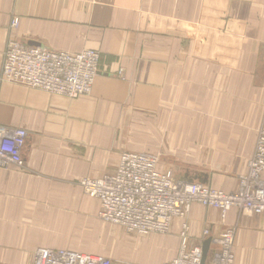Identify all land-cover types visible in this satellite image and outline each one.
Returning a JSON list of instances; mask_svg holds the SVG:
<instances>
[{
	"label": "crops",
	"instance_id": "0c3cea01",
	"mask_svg": "<svg viewBox=\"0 0 264 264\" xmlns=\"http://www.w3.org/2000/svg\"><path fill=\"white\" fill-rule=\"evenodd\" d=\"M8 37L100 61L74 99L0 80V125L27 132L23 167H0V264H32L41 247L101 254L76 239L99 226L78 181L112 173L123 150L237 188L264 124V0H0V69ZM187 221V246L234 226V263L264 264V214L193 203Z\"/></svg>",
	"mask_w": 264,
	"mask_h": 264
},
{
	"label": "built area",
	"instance_id": "2783aa9c",
	"mask_svg": "<svg viewBox=\"0 0 264 264\" xmlns=\"http://www.w3.org/2000/svg\"><path fill=\"white\" fill-rule=\"evenodd\" d=\"M12 17L10 27H16ZM99 52H77L30 46L8 37L3 52L0 80L41 90L68 99L88 95L97 74ZM24 128L0 125V167H23ZM264 124L257 132L247 160V171L233 191L212 188L199 182L174 177L158 167V157L136 151H123L112 173L101 177H82L83 193L99 201L100 220L138 234L166 233L174 219L180 222V245L176 255L154 264H235V227L224 228L215 236L202 230L201 241L187 246L188 213L193 203L220 210L222 218L230 209L238 213L264 214ZM210 245L202 261L203 240ZM213 246V249L210 246ZM32 264H112L104 255L72 249L37 248Z\"/></svg>",
	"mask_w": 264,
	"mask_h": 264
},
{
	"label": "rangeland",
	"instance_id": "374dc122",
	"mask_svg": "<svg viewBox=\"0 0 264 264\" xmlns=\"http://www.w3.org/2000/svg\"><path fill=\"white\" fill-rule=\"evenodd\" d=\"M117 76L124 78V74L120 70L117 72ZM173 175L175 177V173ZM98 222L97 234L93 233L87 240L84 235L78 234L76 239L79 240V237L83 236L82 242H80L81 240L78 242L82 245L93 246L94 251H98L109 258L112 264L158 263L165 258L172 257L179 249V244L173 245L176 238L169 231L166 233L138 234L127 232L116 225L100 220V218ZM164 254L168 255L164 256Z\"/></svg>",
	"mask_w": 264,
	"mask_h": 264
},
{
	"label": "water",
	"instance_id": "95a60500",
	"mask_svg": "<svg viewBox=\"0 0 264 264\" xmlns=\"http://www.w3.org/2000/svg\"><path fill=\"white\" fill-rule=\"evenodd\" d=\"M123 151H130V150H123ZM184 172L185 173L182 175L181 180L187 181V182H194L195 179H198L199 183H201V184L206 183V176L207 175L205 173L198 172V173H193L192 175H189V171H184ZM209 245H210V237H207L203 240V242L201 244L202 254H203L202 261H204V259L206 257V254H207L208 249H209Z\"/></svg>",
	"mask_w": 264,
	"mask_h": 264
}]
</instances>
